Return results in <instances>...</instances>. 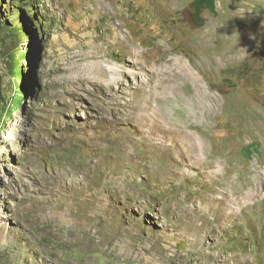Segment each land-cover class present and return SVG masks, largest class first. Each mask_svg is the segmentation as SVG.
Returning a JSON list of instances; mask_svg holds the SVG:
<instances>
[{"label":"rangeland","instance_id":"1","mask_svg":"<svg viewBox=\"0 0 264 264\" xmlns=\"http://www.w3.org/2000/svg\"><path fill=\"white\" fill-rule=\"evenodd\" d=\"M0 264H264V0H0Z\"/></svg>","mask_w":264,"mask_h":264},{"label":"bare ground","instance_id":"2","mask_svg":"<svg viewBox=\"0 0 264 264\" xmlns=\"http://www.w3.org/2000/svg\"><path fill=\"white\" fill-rule=\"evenodd\" d=\"M205 45V44H204Z\"/></svg>","mask_w":264,"mask_h":264}]
</instances>
